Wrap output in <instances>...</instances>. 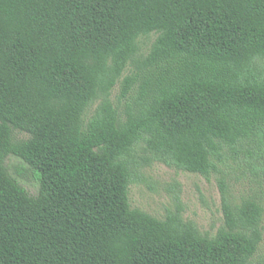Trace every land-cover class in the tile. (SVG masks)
<instances>
[{
  "label": "trees",
  "instance_id": "trees-1",
  "mask_svg": "<svg viewBox=\"0 0 264 264\" xmlns=\"http://www.w3.org/2000/svg\"><path fill=\"white\" fill-rule=\"evenodd\" d=\"M241 156L264 168V0H0V264H252L264 210L224 178L215 236L129 199Z\"/></svg>",
  "mask_w": 264,
  "mask_h": 264
},
{
  "label": "rangeland",
  "instance_id": "rangeland-1",
  "mask_svg": "<svg viewBox=\"0 0 264 264\" xmlns=\"http://www.w3.org/2000/svg\"><path fill=\"white\" fill-rule=\"evenodd\" d=\"M155 37L140 40L141 54H147ZM119 93L115 88L113 99ZM95 106L90 110L93 113ZM19 139H25L24 133L17 132ZM244 156L239 160H230L222 166L223 174H213L209 179L189 172L152 163L140 170V178L130 186L129 199L133 208L140 209L156 218L164 219L170 211L178 208L186 221L194 223L202 233L215 236L224 225L221 179L228 186V196L233 204H241L249 198L258 199L264 210V168L254 171L246 166ZM10 172L31 194L36 195L38 183L29 175H19L24 163L16 158L7 161ZM22 173V172H21ZM263 241L252 264H264V213L262 220Z\"/></svg>",
  "mask_w": 264,
  "mask_h": 264
}]
</instances>
